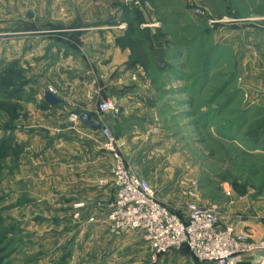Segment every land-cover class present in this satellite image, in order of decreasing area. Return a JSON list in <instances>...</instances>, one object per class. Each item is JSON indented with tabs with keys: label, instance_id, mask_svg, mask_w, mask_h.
Returning <instances> with one entry per match:
<instances>
[{
	"label": "rangeland",
	"instance_id": "374dc122",
	"mask_svg": "<svg viewBox=\"0 0 264 264\" xmlns=\"http://www.w3.org/2000/svg\"><path fill=\"white\" fill-rule=\"evenodd\" d=\"M219 1L217 2L220 4L214 5V9L222 13L225 7L224 3ZM208 2L213 0H0V137L3 136L5 126L12 134L24 125L34 126V123L31 124L34 108L37 109L33 102L36 92L34 81L41 83L40 86L53 88L49 84L51 80L49 81L48 77V63L46 61L42 63L40 60L42 55H37L35 49L33 50L39 36L45 37L48 34L73 36L75 32L88 31L95 27H102V30H110L112 27L114 30V24L119 27L121 25L119 22H125L126 18L129 21L139 19L143 23L146 20H156L160 24L158 30L169 33L172 40L177 41L180 37L185 39L190 33L192 35L190 31L195 30L190 26L192 19L188 12L202 19L198 23L199 30L203 31L201 28H206L207 18L199 16L195 8L201 6L211 16L213 7H209ZM237 2L232 1L233 4ZM125 6L135 10L128 17L124 14ZM233 9L239 15L246 11L244 7L236 6ZM28 13L32 14L34 24L44 29L31 26ZM118 14L120 17H117ZM179 15H187L183 19L182 27L175 23ZM66 18H70L69 22L63 21ZM213 18H226L230 22L233 20L224 16ZM18 19L22 21V27L17 23ZM126 24L127 31L122 44L131 47L130 60L137 61L140 74L151 79L160 96L159 103H149L146 111L139 114L141 120L135 119L134 123L138 126L135 135L132 133L134 129L128 131L121 126L112 132L116 140L129 138V149L133 150V154L128 159V164L139 176L150 182L158 198L174 211H181L180 197L183 192L194 189L195 199L199 204L213 206L220 213L226 212L222 215V221L244 222L251 219L263 227L262 230L245 227L243 234L246 241L255 242L263 238L264 104L256 107L254 103H245L237 88L238 82L232 79L225 94H235L233 104L222 118L204 124L208 117L201 115L199 117L198 114L213 108L220 101L208 103L210 90L205 91L204 95L195 96L193 103L185 101L191 98L181 93L183 88L180 81L184 77L186 84H190L192 77H201L205 68V49L198 47L192 54L181 56L179 53L175 54L177 51L168 49L166 62L158 65L149 43L143 41V36L139 35L137 29ZM189 27V30H185ZM18 31L21 35H18ZM183 32L186 35H181ZM19 36L25 40L24 51L30 48L28 53L24 51L20 55L10 53L14 51L11 48L8 54H4L7 47L20 43ZM105 50L104 48V52ZM11 70L13 74H7ZM137 74L132 75L134 80H138ZM216 74H214L216 81L222 79ZM219 82H223V79ZM22 84L25 85L22 87L20 99L11 100L5 97V93L13 92ZM246 106H249L246 126L239 131L234 130V127L228 129L225 123L235 119ZM257 110L260 112L256 115L254 112ZM119 112L115 115L110 114L117 116ZM131 116H135L134 113H130L128 117ZM123 121L132 128L131 119ZM132 136L139 138L131 143ZM19 144L15 156L8 155L9 157L3 159L0 164V260H2L0 264H101L100 260L96 259L95 247L84 248L82 237L73 244V247L66 245L67 237L70 236L71 242L78 238L79 232L75 230L78 229L79 223L73 219V213L50 214L47 200L32 197L27 190L13 192L12 187L15 184L11 182L12 180H7L6 185L4 184L5 175H12V171L19 169L22 159L30 156L24 144L22 142ZM233 182H237L244 189L243 195L233 190ZM66 218H71L72 221H66ZM50 223L60 229L57 232L53 231L49 227ZM69 228L73 230L67 235L66 230ZM63 236L66 238L63 246L56 247L53 240ZM125 237H114L118 243L114 246L113 263L139 264L138 260L147 255V250L136 235ZM169 252L172 255L176 253L190 256L182 249ZM106 253L103 252V255ZM245 258L253 261L254 256L249 253ZM141 261L144 264L159 263V261L147 263L143 259ZM245 263L243 261V264Z\"/></svg>",
	"mask_w": 264,
	"mask_h": 264
},
{
	"label": "crops",
	"instance_id": "0c3cea01",
	"mask_svg": "<svg viewBox=\"0 0 264 264\" xmlns=\"http://www.w3.org/2000/svg\"><path fill=\"white\" fill-rule=\"evenodd\" d=\"M217 1L207 3L209 7H213L211 17L224 16L233 19L232 22L228 20L213 25L208 23L206 28H201L203 29L201 31L197 27L202 19L188 12L192 19L190 26L195 30L190 31L192 35L190 33L185 39L180 37L177 41H173L169 33L158 30L160 24L156 20L142 22L139 29L142 30L143 35L152 40L153 58L158 65L166 62L168 49L177 51L175 54L179 53L180 56L192 54L198 47L205 49V54L211 62L206 69V81L203 83L198 76H195L190 80V84H186L182 76L181 93L191 98L185 101H192L195 96L204 95L205 91L209 90L208 98L212 97L214 87L217 89L222 79V88L229 90L231 80L236 79L237 88L244 97L242 99L245 103H254L256 107H260L264 104V0H236L238 2L234 4L233 0H220L225 7L222 13L214 9V5L220 4ZM236 6L244 7L246 11L239 15L233 9ZM121 13L120 11V15ZM179 16L175 23L182 27L183 19L187 15ZM117 17H120L119 14ZM69 19L63 21L69 22ZM34 22V18L30 17L31 26L44 29ZM17 23L22 27L20 19ZM119 23H121L119 27L114 24V30L112 27L110 30L95 27L88 31L75 32L73 36L71 34L65 37L53 34L39 36L40 40L38 39L33 50L35 49L37 55H42L40 58L42 63L44 61L48 63V77L49 81L51 80L49 84L53 86L54 95L61 100V103L54 107L46 104L43 100V92L47 86H40L41 83L34 81L36 92L33 102L37 106L31 116V124L34 123V126L24 125L15 131L16 140L24 144L30 156L22 159L19 169L12 171V175L6 174L4 181L6 185L7 180H12L11 182L15 184L12 187L13 192L27 190L32 197L47 200L50 214H71L75 203H83L82 216L78 221V229L75 230L79 232L78 238L71 242L70 236L67 237V241L63 236L53 242L56 247H60L66 241V245L71 248L82 237L84 248L95 247L96 259L98 258L101 264L114 262V246L118 243V240L108 233L105 223V208L112 197L110 170L113 160L112 156L103 149L100 129H92L80 122H66L67 117L70 114L79 116L87 112L91 114L93 120L109 126L113 133L116 127L121 126L128 131L134 129L132 133L135 135L138 129L134 123L135 119L141 120L139 114L146 111L149 103L160 102V96L151 79L143 77L140 68H137L138 65L130 60L131 47L122 44L127 24L123 21ZM189 29L190 27L185 28V30ZM19 32L18 35H21ZM184 34L185 32L181 33ZM18 40L20 43L7 47L4 54H8L13 48L14 51L10 53L15 52L14 54L20 55L24 51L25 40L22 36H19ZM29 49L24 53H28ZM104 57L107 60L104 61ZM108 73H110L109 77ZM136 73L138 80L132 77ZM214 74L222 79L216 81ZM227 97L228 94L222 91L218 95V100L225 101ZM106 98L117 100L120 111L117 116H112L109 112L101 114L97 112L98 104ZM130 113H134L135 116L128 117ZM127 118L131 119L132 128L123 121ZM132 138L131 143L139 137L132 136ZM128 141H130L128 137L117 139L127 163L133 154V150L129 149ZM225 213H220V223L234 225L236 231L244 232L245 227L253 230L263 229L256 220L251 219L244 222L222 221V215ZM91 215L94 221H88ZM66 221L72 220L66 218ZM49 227L56 232L60 229L54 224ZM71 230L73 229H67L66 234L70 235ZM130 235H136L147 250V255L140 257L138 263L144 264L142 259L147 263L151 262V251L141 234L130 232L125 236ZM182 250L189 253L186 249ZM103 252L106 255H103ZM249 259L245 258V264L252 262ZM158 261V264L201 263L191 255L181 256L176 253L172 255L170 252L159 255L155 262Z\"/></svg>",
	"mask_w": 264,
	"mask_h": 264
},
{
	"label": "built area",
	"instance_id": "2783aa9c",
	"mask_svg": "<svg viewBox=\"0 0 264 264\" xmlns=\"http://www.w3.org/2000/svg\"><path fill=\"white\" fill-rule=\"evenodd\" d=\"M195 12L207 18L210 25L228 22L226 18L209 16L201 6ZM45 90L54 93L51 86ZM119 104L111 99L102 100L98 113H118ZM79 116L70 114L66 122L78 123ZM103 149L112 156V197L105 208L108 233L115 237L130 232L140 233L151 251V262L171 250L186 249L192 258L204 264H242L247 254H252L254 264H264V237L248 242L231 224L222 225L220 211L204 206L195 199V190L188 189L181 198V211H174L161 201L150 182L139 176L125 160L109 126L101 124ZM83 203L72 208L73 219L79 221ZM88 221H94L91 215Z\"/></svg>",
	"mask_w": 264,
	"mask_h": 264
},
{
	"label": "trees",
	"instance_id": "16d2710c",
	"mask_svg": "<svg viewBox=\"0 0 264 264\" xmlns=\"http://www.w3.org/2000/svg\"><path fill=\"white\" fill-rule=\"evenodd\" d=\"M132 8L131 7H128V6H125L124 8V14H125V17H128L129 14L135 10H131ZM124 21L126 23H128V25L130 27H132L133 29H137L138 30V33L139 35H142L143 37V41L145 42H148L150 47L152 46V40L149 38V37H146L145 35H143L142 33V30L139 29V26L140 24L142 23L139 19H132V20H127L126 18H124ZM206 56V61L204 62V67L203 68V71L201 73V77L198 76V79L205 83L206 81V75H207V71L206 69L208 68V66H210V60L208 58L207 55ZM133 62V61H132ZM137 61L133 62L134 64H136ZM16 73V72H15ZM7 74L9 75H12L13 74V70L7 72ZM16 75V74H15ZM18 76V75H16ZM231 83V82H230ZM222 82L221 84L219 85V87L217 89H214V92H213V95L212 97H209L208 98V103L209 104H212L213 102H217L220 103L219 104H216L213 108H210L209 110L203 112V113H199V115L201 116H204V117H208L206 121H204V124H208V122H210L211 120L213 119H218V118H222L224 115H225V112L227 110H229V107L231 106V104H233L232 102L234 101V96L235 94L233 93V95H230L228 94L229 97H227L225 99V101H222V100H218V95L220 93H222V91L226 92L227 89L225 87L222 88ZM25 84H22L20 85L19 88H15V90L13 92H8V93H5V97L11 99V100H17V99H20L21 97V92H22V87L24 86ZM203 89H204V86H203ZM237 91V90H235ZM234 91V92H235ZM195 98V97H194ZM194 100L192 101H189L190 103H193ZM249 108V106H246L242 112H240V114L233 120H231L230 122L228 123H225L226 126H228V129L231 130V128H235L234 130H240L242 129L243 127L246 126L247 124V109ZM260 111H255L254 113H256V115L259 113ZM231 113V111L229 112ZM193 115V114H192ZM254 115V116H256ZM253 116V117H254ZM200 117V116H199ZM249 117V116H248ZM251 118V117H250ZM18 147H20V144L19 142L16 140L15 138V134H12L11 133V130L8 129L6 126L5 128L3 129V136L0 137V164L1 162L3 161V159H6L8 158L9 156L8 155H11V154H16V151L18 149ZM13 157V156H12ZM232 188L233 190L238 193L239 195H243L244 194V189L237 183V182H233L232 183ZM0 263H2V260H0ZM243 264V263H242Z\"/></svg>",
	"mask_w": 264,
	"mask_h": 264
},
{
	"label": "water",
	"instance_id": "95a60500",
	"mask_svg": "<svg viewBox=\"0 0 264 264\" xmlns=\"http://www.w3.org/2000/svg\"><path fill=\"white\" fill-rule=\"evenodd\" d=\"M32 14L28 13L27 16L31 17ZM43 100L46 104L51 107L57 106L61 103V100L53 93L45 90L43 92ZM79 122L84 126H89L92 129H100L101 123L99 121L93 120L91 114L83 112L79 114Z\"/></svg>",
	"mask_w": 264,
	"mask_h": 264
}]
</instances>
